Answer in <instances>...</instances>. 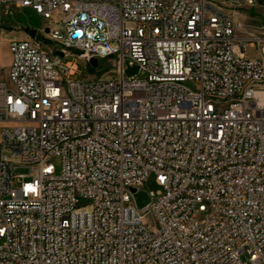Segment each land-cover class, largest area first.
Masks as SVG:
<instances>
[{
    "label": "built area",
    "instance_id": "1",
    "mask_svg": "<svg viewBox=\"0 0 264 264\" xmlns=\"http://www.w3.org/2000/svg\"><path fill=\"white\" fill-rule=\"evenodd\" d=\"M110 1L0 0V24L48 20L0 79V264H264V37L233 18L254 0ZM75 51L119 78L72 77Z\"/></svg>",
    "mask_w": 264,
    "mask_h": 264
},
{
    "label": "rangeland",
    "instance_id": "2",
    "mask_svg": "<svg viewBox=\"0 0 264 264\" xmlns=\"http://www.w3.org/2000/svg\"><path fill=\"white\" fill-rule=\"evenodd\" d=\"M9 11H3L2 24H0V79L6 80L8 73V60L11 53L8 43L11 39L26 38L25 28L44 27L48 20L42 15L36 13L32 8H19L11 5ZM235 29L238 36L247 37L249 39L262 35L264 37V0H254L250 5L243 6L233 11ZM257 44V43H255ZM59 48V45L53 47ZM257 47L248 45L245 55L249 58L257 56ZM74 55L64 56L63 61H72L77 64V73L72 77L82 79L106 80L111 77L118 79L120 74L118 70L108 63L110 58L99 59L97 65L94 66L89 62L78 57L79 52H73ZM52 162L56 167L57 173L61 170V159L57 156L53 157ZM18 172H28L27 168H18ZM161 187L156 183L155 175L150 174L137 191H135V199L140 207L145 206L152 201L150 191L160 190Z\"/></svg>",
    "mask_w": 264,
    "mask_h": 264
},
{
    "label": "water",
    "instance_id": "3",
    "mask_svg": "<svg viewBox=\"0 0 264 264\" xmlns=\"http://www.w3.org/2000/svg\"><path fill=\"white\" fill-rule=\"evenodd\" d=\"M49 31V29L48 28H46V32H48ZM25 32L26 33H28V34H30L31 36H35L36 35V33H37V30L35 29V28H31V27H27V28H25ZM58 53L60 54V55H63V53L61 52V51H58ZM97 59L96 58H92L91 59V63L94 65V66H96L97 65ZM128 71V73H133V72H136L137 71V68H130V69H128L127 70ZM133 190H135V189H133Z\"/></svg>",
    "mask_w": 264,
    "mask_h": 264
},
{
    "label": "bare ground",
    "instance_id": "4",
    "mask_svg": "<svg viewBox=\"0 0 264 264\" xmlns=\"http://www.w3.org/2000/svg\"><path fill=\"white\" fill-rule=\"evenodd\" d=\"M103 7L107 8V9H114V1L103 0ZM192 210L193 211H200V202H193L192 203Z\"/></svg>",
    "mask_w": 264,
    "mask_h": 264
},
{
    "label": "crops",
    "instance_id": "5",
    "mask_svg": "<svg viewBox=\"0 0 264 264\" xmlns=\"http://www.w3.org/2000/svg\"><path fill=\"white\" fill-rule=\"evenodd\" d=\"M10 60H11V57H10L9 60H8V65H9V63H10Z\"/></svg>",
    "mask_w": 264,
    "mask_h": 264
}]
</instances>
